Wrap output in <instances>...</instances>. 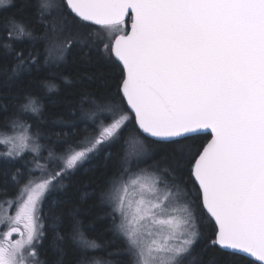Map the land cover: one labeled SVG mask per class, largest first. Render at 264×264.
I'll list each match as a JSON object with an SVG mask.
<instances>
[{
    "label": "snow or ice",
    "instance_id": "snow-or-ice-1",
    "mask_svg": "<svg viewBox=\"0 0 264 264\" xmlns=\"http://www.w3.org/2000/svg\"><path fill=\"white\" fill-rule=\"evenodd\" d=\"M8 7L15 0H0V12ZM29 7L44 25L49 58L63 60L84 43L80 28L98 26L109 30L106 58L124 74L118 102L85 111L93 133L63 139L60 152L48 148L47 163L39 162V133L3 135L4 156L36 155L33 168L0 170V264H47L39 252L47 194L85 161L102 157L110 166L113 145L120 158L103 198L128 264H217L215 255L205 259L210 248L264 262V0H22L0 26V48L14 53V72L36 63L33 52L25 57L14 48L36 39L22 14ZM26 99L22 111L39 114V101ZM207 129L211 139L196 146ZM142 156L153 163L131 171V159L139 164ZM206 229L212 235L205 241ZM68 241L80 249V264H113L86 257L100 246L79 221L67 237L54 232L55 264H64Z\"/></svg>",
    "mask_w": 264,
    "mask_h": 264
},
{
    "label": "trees",
    "instance_id": "trees-1",
    "mask_svg": "<svg viewBox=\"0 0 264 264\" xmlns=\"http://www.w3.org/2000/svg\"><path fill=\"white\" fill-rule=\"evenodd\" d=\"M15 3L17 7H8L6 11L0 12V26L3 25L4 17L21 11L22 0H15ZM22 14L35 30L36 39L25 38L23 42H15L14 48L22 50L25 57L33 52L36 63H26L23 70L14 72L17 63L14 53L4 55V50L0 48V132L8 130L13 122L21 119L31 126L35 134L39 133L44 153L50 147L59 152L63 139H80L93 133L91 121L85 115V111L91 109L93 104L105 105L119 101L117 85L123 78L124 70L114 59L106 58L103 51L108 29L91 25L80 28L84 43H74L63 60H56L47 56V42L40 38L45 30L44 25L36 22L34 10L29 7ZM49 85H54V88ZM27 97L39 101V114L22 111ZM137 135L145 143H153L139 133ZM209 139V134H201L196 146L206 144ZM110 150L113 152L110 166H102V157L93 158L71 171L63 180L62 187L47 194L44 208L45 239L43 247L39 249L40 257L47 264H55L60 255L52 247L54 232L59 231L67 237L75 221L80 222L87 238L100 246L86 251L89 260L128 264L129 255L120 251L124 247L123 240L114 232L111 205L103 198V193L111 187L110 182L120 158L117 145H113ZM29 155L28 152L20 158L0 159V170L5 167L26 169ZM162 155V151H157L155 159L159 160ZM152 160L148 157L144 163ZM130 168L131 171L136 169L134 158L131 159ZM6 192L8 197L14 195L16 186H10ZM4 198L5 190H0V199ZM118 222L117 218L115 223ZM211 235V230L206 229L205 241ZM64 252V264H80L82 253L71 241L64 245ZM211 255L217 257V264H259L241 254L230 256L219 248L208 249L205 259Z\"/></svg>",
    "mask_w": 264,
    "mask_h": 264
},
{
    "label": "rangeland",
    "instance_id": "rangeland-1",
    "mask_svg": "<svg viewBox=\"0 0 264 264\" xmlns=\"http://www.w3.org/2000/svg\"><path fill=\"white\" fill-rule=\"evenodd\" d=\"M109 33V32H108ZM106 42H110V36L108 35L107 38H106ZM105 42V43H106ZM16 124L17 126L16 127H13V124ZM27 125V123H25L23 120L19 119L15 122H13L10 126H9V129L6 130V131H3V132H0V159H15V158H8L6 156H4L3 154L8 150V146L5 145L3 142H2V138H3V135H19L21 133V131H26L27 134H35L34 131L32 130L31 126L30 125H27V129H22L19 125ZM142 140V139H141ZM39 143L41 144V141H40V138H39ZM42 145V144H41ZM43 146V145H42ZM61 151V150H60ZM59 151V152H60ZM28 152L30 153V155L27 157L29 160L27 161V165H26V169H29V168H33L34 165L32 163V159H33V156H35L36 154L35 153H32L30 150H25V152L22 154V155H26V153L28 154ZM58 152V151H57ZM34 154V155H33ZM41 157L42 159L40 158L39 159V162L41 164H45L47 163V160L46 158L48 157V150L45 151V153L42 151L41 152ZM148 157L147 156H142V157H139V160L141 161L139 164H137V159L134 158V164H135V170L133 172H138L139 169H144V168H148L149 165H151L153 163V160L149 163H144V160H146ZM88 161H85L84 163H86ZM84 163L81 165L83 166ZM165 165L161 164V167H164ZM80 167V166H78ZM77 167V168H78ZM59 170V168H57V171ZM150 171H152L153 169H149ZM37 175L39 174L38 172L36 173ZM66 177V176H65ZM59 179V178H58ZM65 179V178H64ZM63 179V180H64ZM63 180H60L59 183L57 184V186L55 188H60L63 186ZM15 194V193H14ZM14 195L12 196H9V197H13ZM44 208H45V202L43 204V211L41 212V216L44 217ZM14 211L15 209L13 208L12 209V214H14ZM43 225H45V218L43 219ZM2 231H5V229H3L2 227H0V232ZM16 236L14 235L12 237V239H15ZM41 260H43L41 257H40Z\"/></svg>",
    "mask_w": 264,
    "mask_h": 264
},
{
    "label": "water",
    "instance_id": "water-1",
    "mask_svg": "<svg viewBox=\"0 0 264 264\" xmlns=\"http://www.w3.org/2000/svg\"><path fill=\"white\" fill-rule=\"evenodd\" d=\"M129 11H131V10H129ZM126 20H127V19H126ZM130 23H131V22H130ZM129 25H130V24H129ZM128 30L130 31V26H129V29H128ZM204 133H211V130H210V129L204 130ZM241 255H244V256L250 258L251 260H253V261H255V262L259 263V264H264V262H260L256 257H251V256H249L248 254H241Z\"/></svg>",
    "mask_w": 264,
    "mask_h": 264
}]
</instances>
